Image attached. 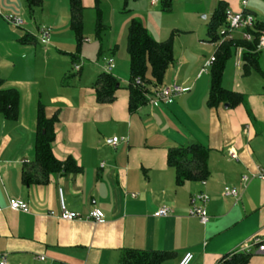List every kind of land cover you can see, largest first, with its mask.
Masks as SVG:
<instances>
[{
	"label": "crops",
	"instance_id": "0c3cea01",
	"mask_svg": "<svg viewBox=\"0 0 264 264\" xmlns=\"http://www.w3.org/2000/svg\"><path fill=\"white\" fill-rule=\"evenodd\" d=\"M29 1L0 0V78L3 88L19 93L16 119L0 112V256H5V264H120L121 253L128 248L171 252L161 264H177L185 251L193 253L190 264H221L253 237L264 239V179L252 177L245 187L241 181L243 174L264 167V81L254 83L249 78L244 87L239 82L231 87L240 91L228 89L224 67L223 87L242 93L244 101L232 107L229 103L209 107L210 76H205L204 65L210 57L188 50L194 40L199 50L209 45L207 52L214 56L218 45H211L201 18L210 19L219 1L241 11V0H170L169 10L162 9L161 0H150L153 7L161 3L163 14L169 16L165 24L193 37L188 36L186 47L174 52L177 59L161 83L147 74L151 81L144 83V102L132 110L125 47L112 40L92 45L84 33L78 45L70 27L68 0ZM81 2L83 11L94 9L95 0ZM244 10L262 17L264 0H248ZM10 13L21 15L24 25L14 27L2 19ZM150 15L136 17L149 32L148 26L154 30L163 18ZM42 26L50 28L47 43L39 40ZM156 32L161 36L158 26ZM238 48L233 49L234 65L244 73L245 50L237 65ZM105 58L113 59L111 73L118 86L111 102L99 103L92 83L103 71ZM258 68L264 77L259 62ZM170 83L190 89L170 103L150 105L153 86ZM39 103L47 118L57 116L53 154L59 160L72 157L79 168L53 173L45 183H24L23 167L34 159ZM114 136L120 140L112 146ZM190 143L207 148L209 172L202 179L178 184L174 168L167 163L168 149ZM230 149L238 160L228 156ZM228 187L241 191L238 200L223 194ZM59 188L66 208L79 213V219L57 217ZM200 191L209 195L205 224L188 214L191 197ZM9 198L27 202L31 211L11 209ZM162 206L172 212L154 216ZM94 208L104 213L103 222L89 218ZM250 253L247 264H264V254Z\"/></svg>",
	"mask_w": 264,
	"mask_h": 264
},
{
	"label": "trees",
	"instance_id": "16d2710c",
	"mask_svg": "<svg viewBox=\"0 0 264 264\" xmlns=\"http://www.w3.org/2000/svg\"><path fill=\"white\" fill-rule=\"evenodd\" d=\"M40 0H31L38 3ZM70 7V27L75 34L77 44L83 39V5L81 0H68ZM162 9L169 10L171 1L161 0ZM99 0H95L94 9H97L95 33H99L104 25L98 9ZM226 4L219 1L207 23V36L210 42L221 38L218 29L225 22ZM100 40V39H99ZM236 46L246 47L243 52L244 73H248L253 67L258 68V52L252 51L253 46L240 39L221 41L214 53V60L210 65V86L206 104L209 107L220 103H229L235 106L244 101V95L237 91L228 90L222 85V75L227 60L231 57ZM126 53L129 61V108L132 110L144 102L143 86L150 82L147 74L154 82L161 83L166 69L174 62L173 40H156L139 18H131L126 34ZM136 77L142 79V85L136 86ZM117 78L111 72H100L92 83L95 90L96 100L99 103L111 102L117 88ZM3 79L0 78V112L9 119H16L19 106V93L15 88H3ZM57 116L54 114L47 118L44 113L43 104L37 107V127L34 144V159L31 164L25 165L22 170V181L24 183H45L49 176L57 172H68L78 170V166L72 157L59 160L52 151L54 140V123ZM208 151L200 143L174 146L168 149L167 163L175 170V178L178 184L185 180H198L208 175L207 166ZM171 256V252L164 250H143L136 248L124 249L120 256V264H161ZM251 253L235 252L221 264H247Z\"/></svg>",
	"mask_w": 264,
	"mask_h": 264
},
{
	"label": "built area",
	"instance_id": "2783aa9c",
	"mask_svg": "<svg viewBox=\"0 0 264 264\" xmlns=\"http://www.w3.org/2000/svg\"><path fill=\"white\" fill-rule=\"evenodd\" d=\"M152 3L155 0H151ZM248 0H241V4L243 6V10L241 11H234L230 8H226L225 10V22L223 24L224 28L219 33L221 36V41L224 40H232V39H240L247 43L252 44L254 52L264 51V16L258 17L250 12L244 10L247 5ZM3 20L10 23L14 27H22L24 25V19L19 14H5L1 16ZM238 33L239 35L236 36L235 34ZM50 36V28L46 26H42L39 29V40L42 43H47ZM219 42V43H220ZM239 51L237 53L236 63L237 65L241 62V53L242 51H246V47L239 46ZM214 60V56H211L207 61V66L211 65L212 61ZM113 66V59L112 58H105L104 64L102 65V70L104 72H111V68ZM76 69L79 66H75ZM204 68V69H205ZM142 79L140 77H136L134 80V84L136 86L142 85ZM190 89L188 86H182L177 83H170L166 85H155L153 86L150 95L148 97V103L152 106H157L161 103L167 104L173 101L176 97L180 96L181 94L187 92ZM248 128L244 130L247 132ZM264 134V132H263ZM120 138L117 136L112 137L111 144L115 146L119 142ZM228 156L233 160H238V155L235 151L229 150ZM258 178L263 180L264 179V167H258L255 172L252 174H243L241 176V181L243 187H245L249 180L252 178ZM201 183L205 185L206 181L203 179ZM59 194V201H60V211L57 214V217L64 220H73L79 219L81 216L77 212L70 211L66 208L64 201H63V193L62 190L58 189ZM224 195H230L234 197L235 200H238L241 196V191L235 187H228L225 188L223 191ZM131 196H135L134 193ZM209 201V195L205 191H200L194 194L190 199V207L188 209V214L190 216L197 217L201 223L205 224L209 220V216L207 213V203ZM8 206L16 211L22 212H30V206L27 202L18 199V198H9L8 199ZM2 210V206L0 204V211ZM172 212L170 207L162 206L158 208L153 215L157 217L167 216ZM50 215H53L54 212L50 211ZM89 218H91L94 222H103L104 221V213L98 209L94 208L89 212ZM252 250L264 254V239L258 236L252 238L249 244H246L242 249L241 252L250 253ZM38 258L43 259L44 256H38ZM193 259V253L190 251H185L182 256L179 258L177 264H190ZM6 258L4 255L0 256V264H5Z\"/></svg>",
	"mask_w": 264,
	"mask_h": 264
},
{
	"label": "rangeland",
	"instance_id": "374dc122",
	"mask_svg": "<svg viewBox=\"0 0 264 264\" xmlns=\"http://www.w3.org/2000/svg\"><path fill=\"white\" fill-rule=\"evenodd\" d=\"M149 2L150 0H99L98 9L101 15L102 24L104 25V28H102V30L98 32L100 38L95 33L96 16L98 13L97 9L87 8L83 11V33L85 36L92 40V45L97 46L99 42L103 41V44H105L112 40L114 42H118L121 48L125 47L126 52V34L130 19L133 17H140L146 19L148 18V16H151L150 14L153 13V16L156 14V18L159 16H163V18L158 19L160 21L158 22L159 24H156V26H158V28H160L162 32L161 36L157 34L156 26L153 22L151 24H154V30H152L150 25L148 26L150 32L159 40H166L172 37L174 47L173 56L174 59H177L175 58L176 56L174 52H179L177 48L180 49L181 45L183 47H186V43L190 40L188 39V36L192 38L193 33L191 34L189 32H186L181 28L174 29L170 24H165V22H168L165 18L169 16H167V14H163L164 11L162 12L161 10V3L157 1L156 5L153 7L150 6ZM170 16H172V13ZM208 19V17H206L205 19L201 18V22H204L205 26H207ZM223 28L224 26H221L218 29V32L220 33ZM99 39L101 40L99 41ZM220 40L221 38L213 42V44L211 45L217 46ZM190 46L191 47H189L188 50L196 53L197 55L202 54L206 59L213 55L212 52L211 54L207 52V47L209 45H207V47L205 46L204 49L201 48L199 50L193 40ZM174 49L177 50L175 51ZM104 51L107 53V49H104ZM258 62L261 66L262 71L264 72V55L258 56ZM128 71L129 69H127L126 71V79L129 78ZM205 71L206 76L210 71V65L207 66ZM224 78L226 79L224 82L225 87L233 90H239L231 88L234 87L236 82L241 83V86L244 87V83L249 78L254 83H262L264 81L263 75L253 67L250 69V73L248 75L244 74L241 70L236 68V66L234 65V52H232L230 59L227 60L224 70Z\"/></svg>",
	"mask_w": 264,
	"mask_h": 264
},
{
	"label": "water",
	"instance_id": "95a60500",
	"mask_svg": "<svg viewBox=\"0 0 264 264\" xmlns=\"http://www.w3.org/2000/svg\"><path fill=\"white\" fill-rule=\"evenodd\" d=\"M116 86H118V83L116 84ZM225 107H228V103H225Z\"/></svg>",
	"mask_w": 264,
	"mask_h": 264
}]
</instances>
